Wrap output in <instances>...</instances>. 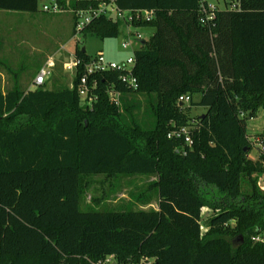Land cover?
<instances>
[{"label":"trees","instance_id":"obj_1","mask_svg":"<svg viewBox=\"0 0 264 264\" xmlns=\"http://www.w3.org/2000/svg\"><path fill=\"white\" fill-rule=\"evenodd\" d=\"M41 1L0 0V11L34 14ZM224 2L203 25L201 0H116L123 12L154 13L131 24L155 29L134 53L137 90L110 72L89 105L78 92L83 68L73 89L0 88V264H264V242L254 241L264 239V152L249 158L247 133L264 108V0ZM98 6L71 0L74 10ZM119 34L106 17L82 33ZM187 96L207 114L190 118L179 103ZM191 126L192 147L168 138ZM95 175L156 177L158 209L82 212V179ZM204 208L214 213L206 232Z\"/></svg>","mask_w":264,"mask_h":264},{"label":"rangeland","instance_id":"obj_2","mask_svg":"<svg viewBox=\"0 0 264 264\" xmlns=\"http://www.w3.org/2000/svg\"><path fill=\"white\" fill-rule=\"evenodd\" d=\"M206 2L213 9L225 8L224 0ZM43 5L40 2L38 11L34 14L0 11V88L4 93L16 87L24 91H34V80L43 68L52 72L47 83L49 90L71 88L75 75L64 70V64L70 60V52L75 54L77 48H85L90 57L103 54L110 61L123 64L142 48L141 42H150L155 34L152 27L139 28L120 19H117L120 23L117 39L102 40L91 35L77 34L75 18L69 8L62 14L50 15L42 11ZM112 16L116 18L114 12ZM124 44H129L130 48L125 50ZM139 101L142 102L143 112L146 99L140 96ZM198 101L199 97L194 96L191 103L185 104L186 113L193 120L207 114L206 109L192 105V102ZM142 112L136 111V114L142 118ZM187 129L190 132L195 127ZM247 133L252 142L249 158L257 161L264 152V108L259 110L254 119L248 120ZM156 180L154 176L140 175L84 177L81 183L80 210H150L152 206H157V196L152 187ZM258 181V187L263 190L264 175ZM243 190H249L247 181L243 183ZM202 213L203 231L206 232V223L214 213L208 208H204Z\"/></svg>","mask_w":264,"mask_h":264},{"label":"built area","instance_id":"obj_3","mask_svg":"<svg viewBox=\"0 0 264 264\" xmlns=\"http://www.w3.org/2000/svg\"><path fill=\"white\" fill-rule=\"evenodd\" d=\"M99 2L97 8L90 7L88 9H77L74 10L71 8V0H42L44 3L42 11L50 15H59L66 11V8H69L70 12L74 15L75 18V33L82 34L83 31L92 25L96 20L106 17L117 21V19L123 20L126 24L133 23H146L151 22L154 19V13L150 11H138V12H123L119 10L116 6V0H76L78 4L83 2ZM202 2V18L201 23L203 25H208L215 19V12L217 9L209 7L206 0H201ZM207 3V7L205 5ZM231 10H237L238 6L236 4L231 5ZM116 14V18L112 16V13ZM123 48L125 50L130 48L129 44H124ZM70 60L64 64V70L67 73H71L77 76L78 70L83 68L84 73L80 79L78 86V92L82 100H86L89 105L96 101L94 91L98 88V76H103L110 72H120L123 83L129 86L133 90L138 89L137 80L133 76V68L135 64V58H129L123 64H117L107 59L103 54H100L96 57H91L88 61H82L76 57L74 53H69ZM131 66V68H129ZM52 76L51 70L43 68L36 76L34 80L33 87L35 89L45 86L49 78ZM112 87V86H111ZM73 89V84L71 86ZM109 95L113 103L119 105L120 94L116 93L113 88L109 89ZM181 104L191 103L190 97H182L179 100ZM169 139H184L185 144L192 147L193 139L190 132L187 128H183L177 131H174L168 136ZM264 190V189H263ZM255 242H264V239L261 237L254 238ZM98 264H116L114 257H109L105 261L99 262ZM141 264H153L152 261L143 260Z\"/></svg>","mask_w":264,"mask_h":264},{"label":"water","instance_id":"obj_4","mask_svg":"<svg viewBox=\"0 0 264 264\" xmlns=\"http://www.w3.org/2000/svg\"><path fill=\"white\" fill-rule=\"evenodd\" d=\"M141 43H142V46H145V44H146V42H141ZM82 51H83L84 54L86 53V49L85 48H83ZM181 106H184V104H181Z\"/></svg>","mask_w":264,"mask_h":264},{"label":"crops","instance_id":"obj_5","mask_svg":"<svg viewBox=\"0 0 264 264\" xmlns=\"http://www.w3.org/2000/svg\"><path fill=\"white\" fill-rule=\"evenodd\" d=\"M151 206V205H150ZM151 209L157 210L158 209V205L156 207L152 206Z\"/></svg>","mask_w":264,"mask_h":264}]
</instances>
